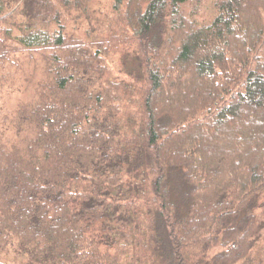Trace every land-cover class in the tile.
Here are the masks:
<instances>
[{
  "label": "trees",
  "instance_id": "1",
  "mask_svg": "<svg viewBox=\"0 0 264 264\" xmlns=\"http://www.w3.org/2000/svg\"><path fill=\"white\" fill-rule=\"evenodd\" d=\"M263 108L264 0H0V264H264Z\"/></svg>",
  "mask_w": 264,
  "mask_h": 264
},
{
  "label": "rangeland",
  "instance_id": "2",
  "mask_svg": "<svg viewBox=\"0 0 264 264\" xmlns=\"http://www.w3.org/2000/svg\"><path fill=\"white\" fill-rule=\"evenodd\" d=\"M197 97V96H196ZM164 99V98H163ZM164 102H166V101H164ZM162 105H163V103H162V101L160 102ZM160 108H162V107H160ZM159 108V109H160ZM165 109V108H164ZM164 109H162V110H164ZM166 109H168V108H166ZM264 109V108H263ZM261 116H264V110H261V112H260V116H258V118H260ZM239 126H237V128H238ZM209 132V131H208ZM249 133V132H248ZM205 135L206 136H208V134L207 133H205ZM248 138H250V137H247L246 139H248ZM230 169H231V167H230ZM229 170V169H228Z\"/></svg>",
  "mask_w": 264,
  "mask_h": 264
}]
</instances>
